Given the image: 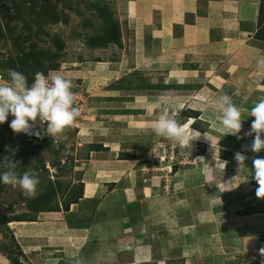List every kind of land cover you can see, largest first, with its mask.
Segmentation results:
<instances>
[{
  "label": "rangeland",
  "instance_id": "rangeland-1",
  "mask_svg": "<svg viewBox=\"0 0 264 264\" xmlns=\"http://www.w3.org/2000/svg\"><path fill=\"white\" fill-rule=\"evenodd\" d=\"M15 1L0 0V7L8 8L3 11V14L0 13V59L15 54L9 35L12 38L17 35L24 37L23 35L29 32L22 27L20 20L13 17L15 11L12 6ZM63 1L44 0V2L54 5L57 11H61L67 18V23L42 24V28L48 35L40 34L38 37L28 40L25 46L34 43L39 48L45 49L50 46L53 50V45L50 42L52 36H58L64 41L65 49L62 57L58 60L59 67L56 71L49 73L60 74L72 81L71 91L75 96L73 106L79 108L80 114L71 126L65 128L61 134L55 137L48 136L45 132L46 124L42 125L39 120L35 123L36 130L41 133L39 137L14 133L7 127L13 119L9 115L3 123L6 124V128L0 132V147L4 150L9 149L12 153H21L19 160L27 165L25 171L32 172L39 178V181L44 176L52 181L59 180L63 184H69L68 189L81 186L82 197L77 203L70 204L68 211L62 209L61 206L58 212L37 214L31 222L6 224V230L3 223L6 216L25 213L31 215L29 217L32 219L33 214L27 210L24 201L20 198L21 196L26 197L22 190L19 187L4 184L5 189L0 193V242L10 244L12 238L14 239L22 251L18 256L21 264H77V261L79 264H233V262L234 264H255L251 258L254 247L249 244L245 246L239 243L235 244L241 238L254 236L259 231V226H264V213L257 216L246 215L245 219L242 218L244 216H240L247 214L245 208L248 206L264 202V197L258 198L256 195L258 184L254 179L252 151L250 150L254 134L245 136L242 134L244 132L239 133V136L242 134L239 147H226L225 149L215 147L214 150L210 148L209 152H206L204 145L198 141L206 142L205 140H208L209 144H213L210 141L211 138L207 139L205 135L187 143H175L158 137L151 130L150 125L159 116V111L164 106L159 103V98L168 96V94L160 92L129 93L136 96V102L138 100V103L131 104V107L143 105L145 98L149 100L146 103L151 105L145 103L149 110L148 115H144L146 112L141 111L138 116L131 115L123 119L118 117V112L127 106V103H124L125 100H130V98L125 99L124 97L119 102L103 104L95 98V94L101 93L106 84L118 82V80H114L118 77L117 75L113 78L103 75L105 68L119 66L123 70L120 76L129 74L131 81L135 83L140 80L163 81L166 72L140 68L135 69L140 72L133 74L132 64H138L133 63L135 53L131 51L132 49L129 50L127 42L125 43L128 31L126 26H123L122 47L111 45L105 49H90L84 46L83 40L77 38L76 34H91L92 31L89 28H83L82 16H78L64 7ZM105 1L108 2L117 18L118 15L121 16L120 0H117L119 5L116 0ZM29 6L30 2L25 5L26 8ZM81 9L84 11V7L81 6ZM26 13L25 9L24 14L27 22L33 31L36 30L37 25L33 22L39 21V17L34 13L31 15ZM84 16H89V13L84 11ZM8 29L11 32H8ZM49 73L48 75H50ZM0 76V85L10 81L8 73L4 77L0 72ZM190 102L191 100L175 107L188 110L189 108H198L191 105L192 102ZM172 106L171 104L170 109H175ZM174 109L170 117L175 118L182 126L189 127L192 120L184 118L180 112L174 111ZM105 112H113L116 119L104 116ZM194 128L202 131V128H198L195 124ZM214 129L213 131L217 132V126H214ZM213 131L211 132V135L214 136L212 138H216ZM218 134L221 138L222 135L219 132ZM44 137H46V141H40ZM226 137L228 136L226 135ZM233 137L230 140H235L236 143L237 138ZM92 143L101 144L103 149L89 152L88 147ZM51 149L58 153L54 154ZM221 151L228 152L226 159H222ZM237 151L248 157L241 166L234 159V154ZM124 154L130 155L127 157L130 164L118 161V159L124 158L122 156ZM210 155L215 156V160L212 156L214 164L209 162L207 164L205 159L203 160L206 157L210 158ZM5 157L7 155H0V158ZM9 159L18 161L15 157ZM54 159L59 161L60 166L65 165L62 172L57 169L58 167L51 166ZM39 161L43 162L47 170L46 173L42 172L38 165ZM98 161L103 164V168L99 170L95 165L98 164ZM201 163L203 172L209 167H215L216 170L218 167L222 172V177L216 175L217 177H211V181L204 184L209 191L216 189L213 195H208L209 200L215 210L221 209L222 211L220 215H215L214 212L213 217L206 221L207 224L203 221L197 225L195 221L196 226H189V222L192 223V220L187 221L188 219L185 217H181L179 220V217L175 216L174 207H170L176 199V190L173 191V185L178 171L183 170L184 167ZM33 166L37 168L35 169ZM25 171H21V175ZM131 174L135 176L136 184L138 183L136 176L148 177L149 174L154 176L155 180L152 182L157 184L155 187L158 191L155 194L158 197H148L150 206H153L151 207V217L154 223L150 222L148 225V223L145 224V222L137 220L136 222H139L137 229L131 228L129 233L131 237L126 238L124 222H127L131 217L123 212L119 218L118 212L115 213L114 210L118 207L119 202H124L125 197L134 196V191H131L130 188L128 190ZM151 179L143 180L142 178L139 181L144 185H151L152 183L149 182ZM111 181L119 183L116 187L110 188ZM107 182L108 184H106ZM234 189L236 191H230ZM39 190L40 188L37 186L36 194ZM129 194L130 196H128ZM62 200L63 198L60 199V195H58L59 206ZM161 203L163 206L166 203V214L164 210L161 213L156 208ZM10 205H12V210L9 209ZM123 207L124 205L121 206V208ZM153 208L156 209L153 211ZM233 209L234 211L240 210L238 213L235 212V216L233 214V217H241L238 218L239 221H236V218L235 220L221 218V215L226 216ZM134 217L137 218L138 214L134 213ZM117 218L122 222L116 220ZM78 225L83 230L77 229ZM234 225L239 226L235 227ZM149 226L150 229H147ZM240 227L244 230L242 231ZM208 228L212 236L206 238L205 236L209 233ZM225 232L229 236L225 237L226 240L229 239V243L223 237ZM122 237L126 239L123 240ZM203 237L208 239V242L205 240V243H202ZM118 239L119 241L116 243ZM237 251L238 253H236ZM241 258L250 259V262L243 261L241 263ZM260 261L259 264L264 262V260ZM0 264H11V262L0 253Z\"/></svg>",
  "mask_w": 264,
  "mask_h": 264
},
{
  "label": "crops",
  "instance_id": "crops-1",
  "mask_svg": "<svg viewBox=\"0 0 264 264\" xmlns=\"http://www.w3.org/2000/svg\"><path fill=\"white\" fill-rule=\"evenodd\" d=\"M116 2L118 4L117 0ZM261 2L262 0H120L122 13L121 16L118 15L117 19L122 35L123 26H126L128 30L125 43L127 42L128 49H132L131 51L135 53L133 63L138 64H135L136 66L132 64L133 74L140 72L135 70L140 68L163 70L166 72L165 80L160 82L144 80L142 86H139L138 83L131 81L129 74H124L121 77L120 74L123 73V70L119 66L108 67L103 71V75L112 78L117 75L118 77L114 80L120 82L106 84L101 93L95 94L96 100L103 104L119 102L124 97L125 99L130 98L124 102L127 103L125 109L118 112L117 116L122 119L131 115L138 116L141 111L146 112L144 115H148L149 112L146 107L148 104L146 101L149 100L146 98L143 105L131 107L130 105L138 103V100L136 102V96L129 93L160 92L168 94V96L159 98V103L164 104L159 111L160 114L171 115L174 109H170L171 104L172 107H175L191 100V105L198 108H189L188 111H185L187 116L184 117L183 114L182 116L195 118V114H197V121L194 124L198 128H202V131L195 129L193 123L190 127L199 131L202 136L206 133L207 139L211 138L210 141L213 144H209L208 140H205L206 142L198 140L204 145L206 152H209L210 148L214 150L215 147L219 149L234 147L235 140H230V138H234L232 135H227L228 137H222V135L220 138L218 131H213L215 130L214 126H217V112L214 103L211 102H215L222 95H229L232 103L242 110L240 133H246L250 130L254 120V117L250 116L251 108L258 102L259 97L264 96V71H258L257 67V60L264 57V41L255 37V33L263 26L258 27L257 25ZM261 37H264V30L261 32ZM147 95L149 96V94ZM181 109V107H175L174 111L181 112ZM105 113L104 116H109L113 120L116 119V115L112 114L113 112ZM204 128L205 130H203ZM212 131L216 138H212L214 137L211 135ZM221 155L222 159H226L228 152L221 151ZM212 156L203 158V160L205 159L207 164H214L215 156H213V160ZM251 158L255 159L254 156ZM118 161L129 163V159L126 158L118 159ZM95 165H97L96 169L98 170L103 168V164L99 161ZM201 166H203L202 163L184 167L183 170L178 171L174 180L173 191L176 190V199L170 207H174L175 216H178L179 220L181 217H185L188 219L187 221L192 220V223L189 222V226H196L195 221L197 225L203 221L207 224L206 221L213 217L214 212L215 215H220L222 211L221 209L215 210L209 200L208 195H213L216 189L209 191L204 186L211 181V177L216 175L222 177V172L218 167L216 170L215 167L212 168L207 165L209 169L206 170L205 168L206 171L204 170L206 175L205 172L201 171L203 170ZM136 177L138 179L137 184L135 176L132 174L130 175L132 182H128V190L134 191V196L125 197L124 202H119L118 207L114 210L115 213L118 212L119 218L123 212L131 217L127 222H124V229L126 230L124 236H127L126 238H128L131 228L137 229L140 220L142 223H148V225L150 222L154 223L151 217V207L153 206H150V198L148 197H158L155 194L158 191L155 187L157 184L152 182L155 177L150 174L148 177L143 175ZM142 178L143 180L152 178L149 181L152 184L144 185L139 181ZM118 183L111 181L109 187L114 188ZM162 204L157 205L156 208L161 213L164 210L166 214V203L164 206ZM123 205L124 207L121 208ZM263 205L264 202L252 204L245 208L247 214L240 216H244L242 218L245 219L246 215H261L264 213ZM156 208H153V211ZM239 211L233 209L228 212V215H221V218L226 217V219L235 220L236 217H233V214L235 216V212L238 213ZM134 213L138 214L137 218L134 217ZM238 218L241 217L238 216L236 221H239ZM158 219L160 220L161 217L159 216ZM116 220L120 219L117 218ZM137 220L139 222H136ZM120 221L122 222V220ZM147 229H150V226ZM263 230L264 226H259V231L254 236L241 238L235 243L243 246L249 244L254 247L251 258L255 264L264 260V255L261 254V250L264 249V242L260 241ZM208 232L206 238L212 236L209 228ZM205 237H203L202 243H205V240L208 242ZM223 237L225 241L229 240L225 238L229 237L226 232ZM126 238L122 237L121 239L125 240ZM118 241L119 239L116 243ZM243 261L249 263L250 259L241 258V263Z\"/></svg>",
  "mask_w": 264,
  "mask_h": 264
},
{
  "label": "clouds",
  "instance_id": "clouds-1",
  "mask_svg": "<svg viewBox=\"0 0 264 264\" xmlns=\"http://www.w3.org/2000/svg\"><path fill=\"white\" fill-rule=\"evenodd\" d=\"M257 67L258 71H264V57L257 60ZM8 76L10 81L0 85V124L11 115L13 119L9 127L14 133L39 137L41 133L35 128V123L39 120L42 125L46 124L45 132L48 136L55 137L71 126L79 116V108L73 106L75 96L71 91L73 86L71 80L60 74L46 76L42 72H37L29 85L27 77L21 72L10 69ZM214 107L217 112V131L223 136L232 135L238 140L241 139L238 134L242 129V110L232 103L231 97L227 94L218 97ZM180 111L181 115L188 109L182 108ZM250 116L254 117V120L250 130L244 135L254 134L250 150L259 153L264 150V96L259 97L258 102L251 108ZM188 120H192L191 124L197 121L196 118H188ZM150 127L158 137L175 143L191 142L201 136L199 131L190 126H182L166 113L160 114L153 120ZM204 135L206 136L205 133ZM234 159L241 166L248 157L237 151ZM18 166L19 161L8 160L6 157L0 160V167L6 169L0 172V183L19 187L26 197H34L40 183L39 178L30 171L18 175L15 172ZM252 166L254 179L258 184L256 195L258 198L264 197V158L253 159ZM261 254L264 255V249L261 250Z\"/></svg>",
  "mask_w": 264,
  "mask_h": 264
},
{
  "label": "trees",
  "instance_id": "trees-1",
  "mask_svg": "<svg viewBox=\"0 0 264 264\" xmlns=\"http://www.w3.org/2000/svg\"><path fill=\"white\" fill-rule=\"evenodd\" d=\"M28 2H30V6L29 8H26L25 5ZM63 5L78 16H82V26L84 29H91V34H76L77 38L83 40L84 46L90 49H105L111 45L122 47V32L120 23L108 2L105 0H64ZM81 6L84 7L85 12L89 13V16H84V11L81 9ZM12 7L15 11L13 17L20 20L22 22V27L29 30V32L26 35H23L24 37L17 35L15 38H12L9 35L15 54L13 56H7L5 59H0V72L4 77L10 69L21 72L27 77L28 84L31 85L37 72H42L45 75H48L49 72L56 71L60 63L58 60L62 57L65 49V43L61 40V38L55 35L50 38L53 50L50 46L42 49L37 47L34 43H30L28 46H25V43L28 40L38 37L40 34L48 35L42 28V24H57L59 22L66 24L67 18L64 17V14L61 11H57L54 5L44 2V0H18L14 2ZM37 8H39V10H37ZM7 9L0 7V13L3 14V11ZM25 9L27 10V15L34 13L37 17H39V21L35 20L33 22L37 25L36 30L34 31L25 18ZM257 25L258 27L263 25V29L261 28L262 31L261 29H258L255 33V37L264 41V37H261V32L264 30V0H262L260 4ZM8 32H11V30L8 29ZM143 83V80H140L137 85L142 86ZM182 114L184 117L187 116L186 112H183ZM196 117L197 114H195V118ZM5 128L6 124L0 125V132ZM42 140L46 141V137L42 138L40 141ZM240 143L241 139L235 143L234 147H239ZM89 145V152L103 149L101 144L92 143ZM51 151L54 154L58 153V151L53 149H51ZM2 154L7 155L6 158L8 160H10V157L18 159L19 166L15 169V172L18 175H21V171L23 172L27 168V165L19 160L21 153H12L11 150H4L0 147V155ZM251 155L255 158H264V150H261L259 153L252 152ZM122 156L127 159L130 155L124 154ZM2 159L3 158H0V160ZM38 165L40 166L42 172H47L42 161H39ZM51 166L54 168L58 167L57 169H59L60 172H62V169L65 168V165L60 166L59 161L56 159L51 162ZM33 168L36 169L37 167L33 166ZM5 170L6 169L0 167V172ZM38 186L40 190L34 197H20L24 201V206L27 210L33 214V218L31 219L29 217L31 215L25 213L6 216L3 220L4 228L6 230L7 228L5 225L8 223L31 222L37 214L44 212H58L61 206L62 209L68 211L69 205L77 203L82 197L81 186L80 188L71 187L68 189L69 184H63L59 180L52 181L44 176L41 177V181ZM4 189L5 185L0 183V193H2ZM58 195H60V199L63 198L60 206L57 201ZM9 209L12 210V205L9 206ZM78 226L79 227H77V229L83 230L80 225ZM11 241L12 242H10V244L0 242V253H2L9 260V262H11V264H21V262L19 263L18 256L21 255L22 251L13 238ZM260 241L264 242V230L260 235Z\"/></svg>",
  "mask_w": 264,
  "mask_h": 264
}]
</instances>
